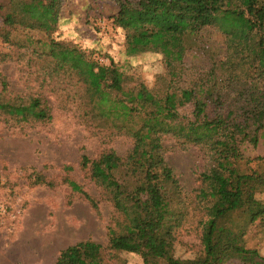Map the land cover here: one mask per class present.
Masks as SVG:
<instances>
[{"label": "trees", "instance_id": "obj_1", "mask_svg": "<svg viewBox=\"0 0 264 264\" xmlns=\"http://www.w3.org/2000/svg\"><path fill=\"white\" fill-rule=\"evenodd\" d=\"M6 1L2 38L11 41L12 26L39 32L14 46L40 66L32 71L37 87L24 91L8 89L0 74V117L50 121L53 101L104 137L131 142L124 154L106 148L93 159L82 156L89 179L113 207L114 225L105 246L78 241L61 249L54 264H110L106 253L121 251L139 254L144 264H264L244 239L248 223H264V210L248 209L250 196L264 190V168L249 163L264 165V156L245 154L264 137V0H111L117 7L112 23L126 30L125 54L154 53L164 62L151 86L113 61L76 69L56 64L57 46L84 56L52 36L68 20L66 0ZM208 30L221 41L205 38ZM185 105L192 107L187 117L178 113ZM166 139L203 154L191 190L166 161ZM70 184L98 209L94 196ZM192 231L200 249L188 262L175 252L180 235Z\"/></svg>", "mask_w": 264, "mask_h": 264}, {"label": "rangeland", "instance_id": "obj_2", "mask_svg": "<svg viewBox=\"0 0 264 264\" xmlns=\"http://www.w3.org/2000/svg\"><path fill=\"white\" fill-rule=\"evenodd\" d=\"M0 5L2 10L8 9L6 0H0ZM116 8L111 0H66L62 14L68 20L61 22L52 36L84 52V56L61 45L56 47L55 62L76 69L89 67V61L101 64L113 61L125 73L151 86L155 76L163 71L164 62L154 53L134 57L125 54L126 30L113 25L110 17ZM3 28L0 11V74L9 81L8 89L24 91L33 85L37 87L32 71L40 65L28 63L27 54L19 55L14 42L21 43L28 32L35 37L41 34L12 26L8 28L9 42L2 38ZM208 37L221 41L212 30L206 31L205 38ZM1 88L0 82V91ZM52 103L50 121L25 124L0 117V264H54L61 249L78 241L91 239L105 246L107 228L114 225L113 207L99 195L82 167L81 158L85 155L93 159L106 148L124 154L131 146L130 140L106 138ZM191 111L190 105L178 109L185 117ZM163 143L166 161L180 184L191 190L203 164L201 150L193 145L180 148L170 139ZM245 154L248 158L264 156V137L257 148L249 147ZM249 166L264 168L262 162L255 160ZM70 182L94 196L98 209ZM248 209L264 210V190L250 196ZM235 218L238 222L243 220ZM244 239L247 247L264 256V223L259 220L248 223ZM199 249L198 234L183 232L175 256L192 262ZM106 258L110 264H144L139 254L131 252H107ZM225 264L242 263L233 259Z\"/></svg>", "mask_w": 264, "mask_h": 264}]
</instances>
